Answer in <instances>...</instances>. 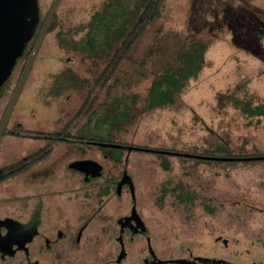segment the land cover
I'll list each match as a JSON object with an SVG mask.
<instances>
[{
    "label": "rangeland",
    "instance_id": "rangeland-1",
    "mask_svg": "<svg viewBox=\"0 0 264 264\" xmlns=\"http://www.w3.org/2000/svg\"><path fill=\"white\" fill-rule=\"evenodd\" d=\"M52 1L39 0L45 12ZM145 1L60 0L16 102L12 117L17 120H10L9 126L18 122L19 130L64 132L81 140L72 148L68 143L57 145L8 133L0 140V166L14 164L23 154L52 149V154H41L42 163L32 171L45 180L64 169L72 158L101 155L99 146L83 143L86 133L108 139L106 130L98 128L102 120H88L89 116H109L117 98H124L129 105L136 93L134 116L120 129L110 130L113 142L171 151L132 150L114 165L122 168L126 157V167L143 187L141 195L148 202L143 213L153 214L163 238H180L186 233L199 253L232 257L240 264H264V159L208 163L177 156V152H204L206 147L211 152L219 140L226 142L227 153L239 155L243 148L246 155H264V118L247 117L231 101V96H236L253 104L264 102V0H162L160 16L136 39L131 59L115 72L119 81L109 78L105 85L96 83L94 78L105 62L93 59L89 51L76 52L69 43L83 36V26L92 21L93 30L88 35L96 36L92 40L98 42L96 55L106 58L109 48L102 46L107 33L99 30L97 34L96 26L104 30L120 26L119 11L126 18L132 6ZM98 17L102 19L100 25L93 22ZM197 39L208 43L198 76L190 79L172 104L146 110L143 104L153 74L161 72L167 63L172 65L178 50ZM86 40L77 45L91 49ZM60 73L78 76L81 89L62 87L54 91ZM101 151L122 154L113 146ZM222 152L220 148L215 151ZM163 161L169 163V169L162 166ZM11 189L10 185H0V196H14ZM30 191L18 189L17 193ZM186 192L190 199L179 196ZM185 212L188 219L179 220ZM217 237L227 238V246L222 240L216 241Z\"/></svg>",
    "mask_w": 264,
    "mask_h": 264
},
{
    "label": "flooded vegetation",
    "instance_id": "flooded-vegetation-1",
    "mask_svg": "<svg viewBox=\"0 0 264 264\" xmlns=\"http://www.w3.org/2000/svg\"><path fill=\"white\" fill-rule=\"evenodd\" d=\"M36 2L38 10L33 31L16 56L1 87L0 120L51 6L50 4L45 12L39 0ZM54 16L46 34L53 24ZM43 39L33 62L38 56ZM29 72L17 100L28 80ZM81 84L80 79V86ZM15 105L1 138L8 134L5 133L7 131L9 134L14 132L15 135H20L18 122H11L13 126H9L10 120H17L12 117ZM34 139L57 142V145L68 143L72 148L81 140L64 132H49L44 137ZM113 147L122 152L118 160L115 155L102 153L99 148L101 155L88 157L94 160V164H89L87 169L73 166L74 162L84 159L75 157L69 160L64 169L53 177H45V180L33 175L32 171L37 163H42L43 152L48 155L54 150H36L33 154H23L14 163L15 173L0 179V185H10L14 195L0 196V264H240L232 257L199 253L191 236L186 233L179 235L180 238L176 235L175 238H163L153 214L143 213L148 202L141 195L143 187L138 185L132 171L126 167V157L125 166H114L123 161V154L132 150L158 151L118 142H113ZM124 171L130 175L131 183L121 181ZM28 175L30 179L27 180ZM18 189L31 191L18 194ZM205 204L207 205L206 202ZM184 218L188 219L187 212L179 220ZM218 240L222 239L217 237L216 241ZM226 240L227 238L222 240L225 246L228 244Z\"/></svg>",
    "mask_w": 264,
    "mask_h": 264
},
{
    "label": "trees",
    "instance_id": "trees-1",
    "mask_svg": "<svg viewBox=\"0 0 264 264\" xmlns=\"http://www.w3.org/2000/svg\"><path fill=\"white\" fill-rule=\"evenodd\" d=\"M108 2V1H107ZM162 0H146L143 3H140L131 8L129 15H126V18L124 17L123 13L119 11L118 17L122 20H120L121 25L117 26L116 28L111 29H102L100 26L97 29H95V32L97 34L98 31H104L107 34L104 35L105 39L103 42L102 48H105V44L108 46L109 51L107 52L106 58L98 57L96 55L95 47L98 45V42H93V33L89 34V32H92L91 28V19L92 16H90V22H86V24L83 26L85 29V33L83 36H81L79 39L71 40L70 47L71 49L75 50L76 52H79L83 54V52L93 53L92 56L93 59L95 58H101V62H105V65L103 66L101 72L99 75H97L94 80L97 83H100L102 85H105V81L109 78H113L114 81H119V74L115 73L121 70L120 66L122 63L126 62L127 60L131 59L130 53L133 49L136 39L141 35V33L145 30V28L152 24L161 14L160 7H161ZM114 16V15H113ZM115 17V16H114ZM101 18H97L96 20H93V22L96 23V25H100ZM117 22V21H116ZM115 21L113 23H116ZM113 29V30H112ZM82 39H88L86 40L87 46H89L91 49H87V47L82 45H77L78 42H81ZM96 41V40H95ZM92 42V43H91ZM208 43H204L201 39L194 40L193 42L189 43V46H187L184 49H179L177 52V55L175 56V60L173 64L167 63L166 66L161 68V72L153 74V78L150 82V85L147 89V94L144 99L143 107L148 109H153L155 107H162L170 105L174 102L176 98H178L182 92V90L187 86V84L190 82V79L196 78L198 76V73L202 69L203 63L205 61V48H207ZM106 49V50H107ZM105 50V51H106ZM159 51V50H158ZM95 66H97L96 61L93 62ZM140 63H143L142 60H140ZM139 76L142 75L138 74ZM19 76V73L15 77V81L17 80ZM58 82V86L55 88V91H59L58 88L62 87H73L74 89L80 90V80L75 75L70 74H63L60 73L56 77V81ZM110 84V83H109ZM82 85V84H81ZM138 94L134 93L133 102L129 105H125V99L124 98H117V101L114 106V110H111L108 112L109 116L102 117L99 114H91L89 116L88 120H102L101 124L98 126V128L102 130H106L105 133L108 134V139H104L100 135L92 134L88 135L86 133V137H84L83 143L85 145H97L100 148H107L109 143H113V140L110 136V130L113 128L120 129L122 125L127 123L132 116H134L133 113V107H135L136 103L138 102ZM231 101L233 104L240 109L242 113H244L247 117H253V116H261L264 118V102H258L253 104L249 99H243L238 98L236 96H231ZM123 104V107H122ZM115 112V113H114ZM116 117H121V119H115ZM110 120V121H109ZM114 120H120V121H114ZM9 133V131L5 132ZM11 133V132H10ZM14 132H12L13 134ZM20 136H28L32 138L37 137H44L45 133L34 131H23L21 130L19 132ZM15 135V133H14ZM17 135V134H16ZM70 136V135H68ZM218 143V139H216ZM136 148H140L138 146H134ZM144 148V147H142ZM141 148V149H142ZM220 148L223 152L221 154L215 153L216 149ZM146 149V148H144ZM152 149V148H147ZM207 147L204 148V152H198V153H191L185 155V154H177V156L181 157L182 159L190 158L191 160H195L197 162L199 161H205L208 163H213L217 161H225L228 163H236V162H253L260 159H242L241 157L244 156H251L246 155L244 149L242 148L240 150V154H232L227 153L230 150L228 149V146L224 140H219V143L212 148L211 152L207 151ZM213 149L215 150L213 152ZM159 154L166 152H158ZM185 153V152H183ZM170 154V153H167ZM173 154V153H171ZM176 155V154H175ZM206 156H217V157H240V159H217V158H210ZM184 157V158H183ZM31 158V157H29ZM117 160L119 159V156H116ZM264 159V158H262ZM23 162V161H22ZM20 162V163H22ZM196 162V163H197ZM162 166L165 169H169V163L166 161H163ZM17 165V164H16ZM15 164H6L3 167L0 168V179L10 176L13 173H15ZM174 188H178L176 185L173 186ZM180 197H184V199H190L191 194L190 193H184L179 194Z\"/></svg>",
    "mask_w": 264,
    "mask_h": 264
},
{
    "label": "water",
    "instance_id": "water-1",
    "mask_svg": "<svg viewBox=\"0 0 264 264\" xmlns=\"http://www.w3.org/2000/svg\"><path fill=\"white\" fill-rule=\"evenodd\" d=\"M59 2L60 0L52 1L33 49L28 57V60L0 120V138L15 105L17 97L22 89L25 78L37 54L41 41L46 34L47 29L51 25V21ZM37 10L38 6L36 0H0V92L2 84L7 77L13 62L15 61L16 56L21 52L26 39L33 31V25L37 18ZM109 145H113V143H109ZM206 157L217 159H240V157ZM241 158L248 160L262 159L264 158V155H251ZM89 164H94V160L89 158L79 159L72 165L87 169ZM121 181H128L131 183L132 179L130 175L124 171Z\"/></svg>",
    "mask_w": 264,
    "mask_h": 264
}]
</instances>
